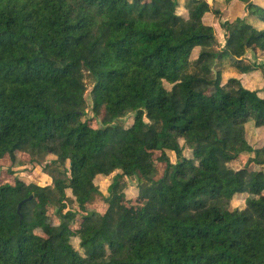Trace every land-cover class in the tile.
<instances>
[{"label":"trees","instance_id":"16d2710c","mask_svg":"<svg viewBox=\"0 0 264 264\" xmlns=\"http://www.w3.org/2000/svg\"><path fill=\"white\" fill-rule=\"evenodd\" d=\"M234 1L245 13L220 22V46L206 15ZM248 51L264 58V2L0 0V160L25 155L51 179L0 184V264H264V145L247 142L264 138V62ZM241 150L259 169L230 167ZM115 172L137 197L114 177L74 231L68 203L85 212Z\"/></svg>","mask_w":264,"mask_h":264},{"label":"rangeland","instance_id":"374dc122","mask_svg":"<svg viewBox=\"0 0 264 264\" xmlns=\"http://www.w3.org/2000/svg\"><path fill=\"white\" fill-rule=\"evenodd\" d=\"M256 2H261V0H254ZM263 1V0H262ZM216 8H220V16L218 18H215L213 15H206V22L207 20L211 23V26H213L215 30L216 38L220 44V46L224 45V35L223 30L220 28V22L223 21H232L237 16L241 17L245 13V6L242 4L236 3L230 8H224L220 7L218 4L216 5ZM198 50H194L191 55V59L195 58L197 55ZM246 60L245 62H254L257 64H262L264 62V58L261 56L260 53H256L255 55L253 52L248 51L246 53ZM222 65V63H221ZM220 65V66H221ZM225 72V71H224ZM223 72V73H224ZM228 72H232L230 69H228ZM222 73V81L224 82L229 74ZM262 79V71L259 70L256 75L252 77V81L259 82ZM246 84L250 87L254 86L251 81L247 79ZM90 85H93V81H91ZM90 85L88 87V91L86 92V100L85 103L82 105V109L86 112L87 116L89 118H92L91 113V102L89 99V91H90ZM167 88H169L168 85H166ZM125 126H129L132 123L131 116L127 117L126 119L122 120ZM92 127H100V119L94 118L91 122ZM247 142L254 148H260L262 145H264L263 137L261 136L260 132H257L256 130L250 129L248 131L247 135ZM168 157L172 163L175 162L176 158L178 157V154L176 152H167ZM181 155H184L186 157L190 156V151L185 147L183 149V152H181ZM52 157H48L46 160H51ZM253 159V153L247 152V151H240L238 159L230 164V167L232 169H239L243 167H252L253 169H259V167L254 166L252 163ZM43 164L37 165L32 164L29 162L28 158L25 155L22 154H16V161L13 163L10 161L9 158L5 157L0 160V184L4 183H12L15 177H19L23 182L25 183H33L39 186H47L51 184V179L45 174L43 170ZM62 172V170H61ZM118 172H115L111 174L110 176L104 177V176H97L94 179V184L98 187L99 194H95L93 198L89 201V203L86 204V211L81 212L77 205L74 202H69L67 211H69V220L71 222V227L74 231L78 230L82 224V217L84 215H94V214H101L105 210V205L103 203V198L107 196V189L111 182L113 181L115 177V181L117 182H125L127 187L124 191L127 199H135L137 197V184L138 179L136 178H127V177H118L116 176ZM67 197L70 199H73L71 196L70 191L66 192ZM244 196H239L236 199L234 198L231 202V208H237L240 209L243 207L244 203ZM47 221L51 224L56 225L57 220L53 214V210H50L48 213V219ZM71 244L74 247L76 251L79 253H82V250L78 246V239L72 238Z\"/></svg>","mask_w":264,"mask_h":264},{"label":"crops","instance_id":"0c3cea01","mask_svg":"<svg viewBox=\"0 0 264 264\" xmlns=\"http://www.w3.org/2000/svg\"><path fill=\"white\" fill-rule=\"evenodd\" d=\"M253 2L255 3V4H257V5H262L263 4V2H264V0L262 1L261 0V2H256V1H254L253 0ZM236 3H238V4H241L240 2H238V1H234V2H232L229 6H226V7H224V8H230V7H232L233 5H235ZM243 5V4H242ZM237 17H239V16H237ZM242 17V16H241ZM235 19V18H234ZM247 79L249 80V81H251L252 82V84H254V82L252 81V79L250 78V77H248V76H245V77H242L241 78V80H242V82H243V85L245 86V87H247V88H250V89H253V87L251 86H249V85H247L246 84V81H247ZM263 82V81H262ZM263 140H264V138H263ZM263 146V145H262ZM261 146V147H262Z\"/></svg>","mask_w":264,"mask_h":264},{"label":"water","instance_id":"95a60500","mask_svg":"<svg viewBox=\"0 0 264 264\" xmlns=\"http://www.w3.org/2000/svg\"><path fill=\"white\" fill-rule=\"evenodd\" d=\"M31 198L29 197L27 200H30ZM25 201H22V202H20L19 203V205H18V208H20V206L24 203Z\"/></svg>","mask_w":264,"mask_h":264}]
</instances>
